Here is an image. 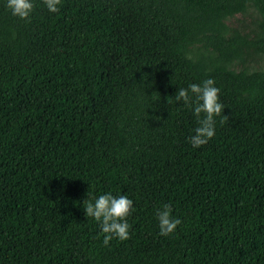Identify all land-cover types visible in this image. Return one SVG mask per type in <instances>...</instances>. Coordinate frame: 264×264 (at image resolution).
Wrapping results in <instances>:
<instances>
[{
    "label": "trees",
    "instance_id": "trees-1",
    "mask_svg": "<svg viewBox=\"0 0 264 264\" xmlns=\"http://www.w3.org/2000/svg\"><path fill=\"white\" fill-rule=\"evenodd\" d=\"M6 2L0 264H264V69L235 68L264 55V0H33L30 21ZM250 8L253 37L227 24ZM208 78L224 111L195 148L174 97ZM88 192L133 201L129 239L104 246Z\"/></svg>",
    "mask_w": 264,
    "mask_h": 264
},
{
    "label": "clouds",
    "instance_id": "clouds-1",
    "mask_svg": "<svg viewBox=\"0 0 264 264\" xmlns=\"http://www.w3.org/2000/svg\"><path fill=\"white\" fill-rule=\"evenodd\" d=\"M49 12L57 13L60 10L61 0H43ZM6 7L11 14L21 20L30 21L35 5L33 0H7ZM215 80L208 78L202 84L192 83L188 88H180L174 99L183 101L186 106L193 110L198 127L194 135L189 137L190 144L199 148L209 142L215 136L214 117L221 116L224 107L219 102L220 89L215 87ZM194 97V99H193ZM203 114V118L201 115ZM228 117L223 115L221 123L226 122ZM83 202L86 217L94 218L100 223L103 244L108 246L114 238L125 241L130 238L127 217L133 210V201L126 195L113 196L111 193L102 194L98 198L88 197ZM159 226V234L169 236L178 225L182 223L179 218L172 215V206L164 204L156 212Z\"/></svg>",
    "mask_w": 264,
    "mask_h": 264
},
{
    "label": "rangeland",
    "instance_id": "rangeland-1",
    "mask_svg": "<svg viewBox=\"0 0 264 264\" xmlns=\"http://www.w3.org/2000/svg\"><path fill=\"white\" fill-rule=\"evenodd\" d=\"M261 17L254 8H250L246 14H240L230 19L227 24L232 30H237L242 35L254 36L258 29ZM237 70H248L250 72L261 71L264 69V55L250 54L244 63H238Z\"/></svg>",
    "mask_w": 264,
    "mask_h": 264
}]
</instances>
